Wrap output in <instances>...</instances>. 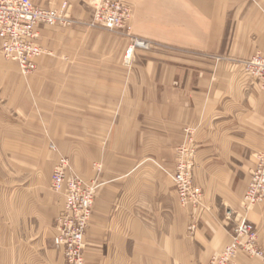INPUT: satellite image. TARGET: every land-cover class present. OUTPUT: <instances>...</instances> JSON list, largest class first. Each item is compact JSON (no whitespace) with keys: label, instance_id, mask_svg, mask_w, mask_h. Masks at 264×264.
<instances>
[{"label":"crops","instance_id":"obj_1","mask_svg":"<svg viewBox=\"0 0 264 264\" xmlns=\"http://www.w3.org/2000/svg\"><path fill=\"white\" fill-rule=\"evenodd\" d=\"M31 1L92 17L89 0ZM126 1L136 36L171 43L182 35L188 48L221 58L137 51L127 67L126 36L47 26L34 75L0 55V264H65L54 245L64 200L51 177L60 157L70 174L100 184L86 264H207L232 241L227 212L242 215L264 147V89L232 62L264 54V0ZM187 129L201 211L179 204L170 176ZM247 217L264 252V203ZM231 264L263 261L239 254Z\"/></svg>","mask_w":264,"mask_h":264},{"label":"built area","instance_id":"obj_2","mask_svg":"<svg viewBox=\"0 0 264 264\" xmlns=\"http://www.w3.org/2000/svg\"><path fill=\"white\" fill-rule=\"evenodd\" d=\"M94 12L87 22L75 21L68 12V5L44 8L31 0H0V50L3 57L14 63L22 76L35 73L39 59L45 50L39 43L40 27L73 28L84 26L130 38L124 63H132L138 49H149L150 43L137 39L130 33L132 20L130 6L117 0H94ZM244 73L261 83L264 89V56L258 54L241 62ZM188 141L178 148V160L170 176L175 185L179 203L187 208L202 206V192L194 184V131L187 129ZM255 167L250 173V182L243 197L244 215L227 212V219L234 221L232 241L224 250L214 255L208 264H231L239 254L258 258L264 264V252L257 243L256 227L247 214L264 203V147L255 155ZM97 181L87 182L76 174H70L66 157L60 159L52 174V190L64 196L62 212L56 219L57 235L54 245L64 256L65 264H86V234L92 219L97 191ZM196 226L191 227L194 232Z\"/></svg>","mask_w":264,"mask_h":264},{"label":"rangeland","instance_id":"obj_3","mask_svg":"<svg viewBox=\"0 0 264 264\" xmlns=\"http://www.w3.org/2000/svg\"><path fill=\"white\" fill-rule=\"evenodd\" d=\"M117 1H120V2H123L124 4H126V5H128V6H130L131 7V9H132V14H133V16H132V20L130 21V23H129V29H130V33H131V35L133 36V37H135V38H137V39H141V40H144V41H147L148 43H150V48L149 49H138L137 51H141V52H144V53H147V54H149V53H169V52H171V53H177V54H185V53H189V54H192L193 53V55L194 56H196V57H209V58H215V57H213V55H215V54H213V53H208V51H206V50H199V48L198 49H191V48H188V46L186 45V44H183L182 43V40H183V36L182 35H178L179 37H178V40H177V42H171V43H169V42H164V41H158V40H154V39H151L152 41H154L153 43L152 42H150V41H148V40H146V39H143V38H140V37H138V36H136V33H135V22H136V19H135V17H136V9H135V6H134V4H131V3H129V2H127L126 0H117ZM214 1H216V0H213V2H212V0H210V2L211 3H214ZM232 2H234V0H232ZM90 5L88 6L89 7V9H90V11H92V16H93V10H94V7H93V5H94V0H89V2H88ZM243 3H254V1L253 0H236V6L237 5H239V4H243ZM52 8H58L57 6H55V4L54 5H52L51 6ZM72 17V16H71ZM73 18V17H72ZM92 18V17H91ZM75 21H82V22H87V21H83V20H78V19H75V18H73ZM195 24H197V23H195ZM198 25V24H197ZM79 28H83V29H87L86 27H84V26H78ZM49 29H53V30H69V29H71V28H63V27H48ZM73 28H76V27H73ZM197 28V27H196ZM179 29H181V28H178V30ZM88 30H94V31H96V29H88ZM97 30H99V29H97ZM194 30H196V35H198V32L197 31H199V29H194ZM110 33V32H109ZM114 34V33H113ZM195 36V35H194ZM128 38V40H129V45H130V38L129 37H127ZM129 45H128V47H129ZM197 46V45H196ZM200 46V45H199ZM224 46H226V45H224ZM128 47H127V49H128ZM127 49H126V51H127ZM126 51L124 52V55H123V63H124V58H125V54H126ZM136 51V52H137ZM135 52V53H136ZM185 52V53H184ZM222 52V51H221ZM45 53H47V51H45ZM135 53H134V56H135ZM258 54H260V55H262V56H264V54L263 53H261V52H258V53H256V54H254V55H252V56H250V57H247V58H242V59H236L235 61H231L230 60V62H232V63H235L236 64V67L237 68H239L240 70H241V73L243 74V76L244 77H248L245 73H244V71H243V67H242V64H241V62H243V61H245V60H248V59H251L252 57H254L255 55H258ZM0 55H1V57H2V59L4 60V61H6V62H9V61H7L4 57H3V55H2V53H1V50H0ZM63 57H67L68 58V54H63ZM218 58H221V57H218ZM218 58H215V60L217 61V59ZM226 58H229V57H226ZM231 58V57H230ZM133 59H134V57H133ZM220 61H229L228 59H219ZM218 60V61H219ZM9 63H12V62H9ZM132 63H133V60H132ZM132 63H131V65H129V66H127L125 63V66H127V67H131L132 66ZM12 64H14V63H12ZM37 72V71H36ZM35 72V73H36ZM35 73H33L32 75H34ZM21 74V73H20ZM31 76V75H30ZM30 76H28V77H30ZM251 79V78H250ZM251 80H253V79H251ZM255 81V80H254ZM257 82V81H256ZM257 83H259V82H257ZM260 85H261V83H259ZM95 126V124H92V125H90V127H94ZM96 127V126H95ZM194 146H195V156H194V163H195V169H194V184H195V186H196V188H198V189H200L201 190V192H202V206L200 207V208H194V209H200V211L202 210L201 208L203 207V198H204V194H203V191H202V188L201 187H199L196 183H195V171H196V167H197V165H196V153H197V144H196V141H195V139H194ZM52 149L53 150H55V148L54 147H52ZM61 158H63V157H60L59 159H58V161H57V163L60 161V159ZM67 158V157H66ZM57 163L55 164V167H56V165H57ZM97 166V169L100 171L101 170V164H99L98 163V165H96ZM55 167H54V169H55ZM54 172V171H53ZM173 172V171H172ZM79 176V175H78ZM81 177V176H80ZM52 178V177H51ZM82 178V177H81ZM85 180V179H84ZM86 181V180H85ZM88 182V181H87ZM62 197H63V200H64V196L62 195V194H60ZM179 201V200H178ZM242 202H243V199H242ZM242 202H241V209H242ZM180 204V203H179ZM181 205V204H180ZM257 207V206H256ZM192 208V207H191ZM255 208V207H254ZM253 208V209H254ZM251 212V211H250ZM249 212V213H250ZM242 215H244V212H243V209H242ZM248 215V214H247ZM195 225V224H194ZM193 225V226H194ZM196 226V225H195ZM208 264V263H207Z\"/></svg>","mask_w":264,"mask_h":264}]
</instances>
